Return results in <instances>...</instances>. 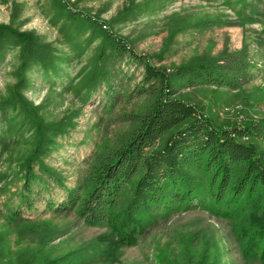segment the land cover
I'll use <instances>...</instances> for the list:
<instances>
[{
    "label": "rangeland",
    "instance_id": "1",
    "mask_svg": "<svg viewBox=\"0 0 264 264\" xmlns=\"http://www.w3.org/2000/svg\"><path fill=\"white\" fill-rule=\"evenodd\" d=\"M248 1L0 0V26L31 35L52 52L51 68L31 64L22 75L20 92L43 124L65 129L44 164L67 188L78 185L86 162L112 147L127 130L121 118L143 110L145 99L112 100L104 88L85 100L86 80L106 36L123 39L133 52L167 69L245 50L255 68L247 85L237 91L183 87L177 97L201 107L215 125L260 128L256 139L242 141L255 144L264 159V18L255 23L239 18ZM20 62L18 47H8L0 57V103L14 91ZM115 69L112 89L120 92L132 90L143 72L127 60ZM23 120L19 112L0 115V133L15 140L0 168V208L19 207L28 221L19 227L0 223V264H26L69 251L95 257L105 248L109 231L78 223L75 214L52 215L46 203L60 201L63 193L51 181L34 186L37 196L31 197L29 209L20 204V165L34 144L30 125ZM64 230L66 234L50 241L52 232ZM228 233L226 222L205 211L175 214L147 227L135 245L121 248L116 263L97 264H198L203 251L211 256L209 264H245Z\"/></svg>",
    "mask_w": 264,
    "mask_h": 264
},
{
    "label": "trees",
    "instance_id": "2",
    "mask_svg": "<svg viewBox=\"0 0 264 264\" xmlns=\"http://www.w3.org/2000/svg\"><path fill=\"white\" fill-rule=\"evenodd\" d=\"M239 18L260 22L264 0L245 2ZM84 21L92 24L89 18ZM8 47L20 49L21 62L14 91L0 103V115L5 118L10 111L23 113L22 123L29 124L34 135L33 148L20 165V204L29 209L31 197L37 196L34 186L49 180L63 193L60 201L46 203L52 215L75 214L78 223L109 231L105 248L95 257L69 251L26 264L116 263L119 250L135 245L137 237L158 219L195 210L228 224V236L245 264H264V159L255 144L242 141L256 139L261 129L215 125L201 107L177 97L183 87L237 91L247 85L255 68L245 50L222 54L207 63L167 69L133 52L123 39L106 36L86 80L85 100L104 88L112 100L125 97L146 102L141 112L121 118L120 124L128 126L123 136L86 162L81 183L67 188L43 162L55 151L56 139L65 129L43 124L20 93L25 82L22 75L31 64L45 71L51 68L52 52L31 35L0 26V57ZM125 60L141 66L143 72L132 90L120 92L112 89L111 78L115 77V67ZM14 144L15 140L0 133V168ZM1 222L19 227L28 221L22 218L19 207L7 205L5 211L0 208ZM67 231L52 232L50 241ZM210 259L203 251L197 260L198 264H209Z\"/></svg>",
    "mask_w": 264,
    "mask_h": 264
}]
</instances>
